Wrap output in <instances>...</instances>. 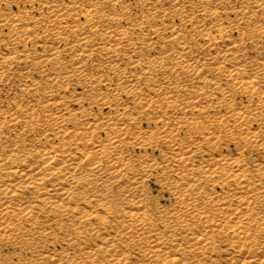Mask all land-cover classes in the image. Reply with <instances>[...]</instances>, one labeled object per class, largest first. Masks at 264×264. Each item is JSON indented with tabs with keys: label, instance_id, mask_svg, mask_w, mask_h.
Returning <instances> with one entry per match:
<instances>
[{
	"label": "bare ground",
	"instance_id": "1",
	"mask_svg": "<svg viewBox=\"0 0 264 264\" xmlns=\"http://www.w3.org/2000/svg\"><path fill=\"white\" fill-rule=\"evenodd\" d=\"M0 264H264V0H0Z\"/></svg>",
	"mask_w": 264,
	"mask_h": 264
},
{
	"label": "rangeland",
	"instance_id": "2",
	"mask_svg": "<svg viewBox=\"0 0 264 264\" xmlns=\"http://www.w3.org/2000/svg\"><path fill=\"white\" fill-rule=\"evenodd\" d=\"M153 190H154V191H156V190H157V188H156V186H155V185L153 186Z\"/></svg>",
	"mask_w": 264,
	"mask_h": 264
}]
</instances>
